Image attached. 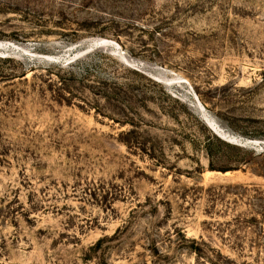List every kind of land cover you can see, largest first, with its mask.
Masks as SVG:
<instances>
[{
	"label": "rangeland",
	"instance_id": "obj_1",
	"mask_svg": "<svg viewBox=\"0 0 264 264\" xmlns=\"http://www.w3.org/2000/svg\"><path fill=\"white\" fill-rule=\"evenodd\" d=\"M0 264H264V0H0Z\"/></svg>",
	"mask_w": 264,
	"mask_h": 264
},
{
	"label": "trees",
	"instance_id": "obj_2",
	"mask_svg": "<svg viewBox=\"0 0 264 264\" xmlns=\"http://www.w3.org/2000/svg\"><path fill=\"white\" fill-rule=\"evenodd\" d=\"M11 61V59H6V62H10Z\"/></svg>",
	"mask_w": 264,
	"mask_h": 264
}]
</instances>
